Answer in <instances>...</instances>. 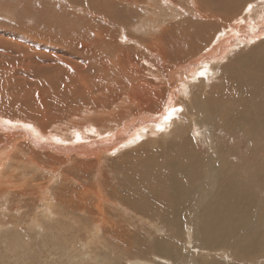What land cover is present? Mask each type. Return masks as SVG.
I'll return each mask as SVG.
<instances>
[{
	"label": "rangeland",
	"instance_id": "obj_1",
	"mask_svg": "<svg viewBox=\"0 0 264 264\" xmlns=\"http://www.w3.org/2000/svg\"><path fill=\"white\" fill-rule=\"evenodd\" d=\"M196 1L198 6H202L201 1ZM148 2L0 0V112L25 115L43 124L67 119L80 112L93 113L105 106L111 109L117 103L116 109L127 113L137 105L130 103V95H127L135 90L134 82L144 88L137 96L139 105L155 104L156 99H147L146 90H156L157 86L162 88L159 98L164 104L160 110L163 112L175 100L174 87L179 82L177 76L171 82L165 81L166 84L157 82L156 77L150 74L151 66L146 60L161 68L162 60L156 55L159 51L171 58L173 50H169L170 46L180 43L186 35L190 34L191 38L181 43H193L196 48L200 43L211 42L219 34L216 35L219 27L221 30L225 27L222 18L216 17L212 28L197 36L198 32L191 28L195 19L202 18L190 15V8L194 5L192 0H161L156 8L159 24L139 31V24L147 16V7H151L147 6ZM260 4H264V0ZM111 17L116 20L112 21ZM237 20L232 24L240 28L239 34L258 35L253 40L248 39L247 44L232 52L229 58L221 60L218 67L228 63L227 71L234 76L232 82L225 77L226 87L212 86L209 93L203 87L191 88L201 94L203 103L212 96V101H219L222 96L225 98V91H221L225 88L238 92L243 87L240 81L246 69L264 58V32L261 31L264 23L252 29L247 26L244 30L243 20L236 23ZM123 31L130 39L128 42ZM193 34L200 40L193 39ZM183 53L177 52L178 55ZM211 59L220 62L214 55ZM164 70L152 71L164 75L163 80H166L165 76L171 75L169 69ZM133 73H138L139 77H134ZM68 86L72 90L67 89ZM247 121L250 129H246L243 122L234 123L231 119L226 129L193 125L198 137L195 143L185 144L188 158L202 184L200 192L204 195L193 196L181 205L177 212L180 216L178 227L186 225L189 229L191 225L192 231L195 227L197 232L200 228L197 215L209 221L226 212L227 208L220 209L217 205L221 200L240 205L238 209H231L249 219L244 224L238 221L220 234L231 235L224 245H215L211 251L204 248L201 253L190 252L192 245L185 243L186 239H175L176 229L172 230L170 219L176 214L167 212L165 201L168 197L154 193L156 183L149 177L151 172L134 178L138 173L134 166L143 162L144 157L153 155L161 160L165 154L172 156L170 151L159 148L163 141L155 145L146 141L143 144L145 151L143 148L129 150L124 152V156L114 153L103 162H95L94 158L92 162L86 159L83 162L69 161L51 157L43 151L33 154L26 148L28 151L21 150L24 158H15L12 165L5 162L1 169L0 264H171V259L158 258L155 251L148 249L163 237L172 238L173 243L182 246L188 255L187 261L180 259L179 264H264V256L258 254L264 253V114L256 111L255 116H250ZM73 122L64 120L60 126L53 124L45 131L34 126L38 135L33 138L23 131L18 134L31 141L38 138L41 143L69 146L86 140L83 133H79L74 135L76 140L68 141L73 136L67 127L74 126ZM20 127L28 129L27 126ZM209 131H212L210 135ZM201 132L203 135L199 134ZM84 134L93 135L90 130ZM31 145L40 150L33 143ZM29 152L32 153L30 156ZM1 153L2 159L4 155ZM62 154L66 156V153ZM72 154L76 156L79 151ZM213 155L225 163L222 168L240 179L236 187L229 186L220 192L221 181L215 178L210 185L209 161ZM53 168L61 170V176L55 181L51 177ZM172 169L173 165H161L157 172L167 174ZM255 172L257 175H253ZM98 191L104 193L105 203H100L96 197ZM134 205H143L147 209L151 206L155 218L161 221L168 233L155 230V225L149 223L143 214H135L131 210ZM258 206H261V214L256 213L251 221L250 217ZM159 226L162 227L161 224ZM252 231L256 235L253 240L243 237ZM191 235L193 238V232ZM192 241L198 247L203 239L197 233V240ZM235 243L238 245L233 246ZM246 245L252 256L240 253Z\"/></svg>",
	"mask_w": 264,
	"mask_h": 264
},
{
	"label": "bare ground",
	"instance_id": "obj_2",
	"mask_svg": "<svg viewBox=\"0 0 264 264\" xmlns=\"http://www.w3.org/2000/svg\"><path fill=\"white\" fill-rule=\"evenodd\" d=\"M160 1L149 0L147 6L151 7H147L148 13L146 18L142 17L143 20L139 24V26H141V29H139V31L142 29L146 30L151 25L154 26L159 24L160 21H156V18H159V13L156 8L159 6ZM198 1L202 2V6H198L197 1L192 0V4L194 5L192 6V8H190V15L196 17L198 16L202 19H195V24L193 25V27L189 25L190 27H192L191 29L198 32L197 36H199V34L204 31L207 32V30H210L212 28L213 20L216 17H218L219 19L222 18V23H224L222 25L225 28L223 27L224 29L221 30L222 28L220 29L219 27L216 35L218 33L219 34L215 36V38L211 42L203 44L200 43V46L196 48L192 46L193 43H181L189 40L191 38L190 34L186 35L180 43H176L174 45L171 43L172 45L169 48V50H173L171 58H169L168 56H164L160 51L159 54H156L157 57H160V59L162 60L161 68L155 66L153 62L146 60L147 63L151 66L150 74H152L153 77H156L157 82L166 84L167 81L171 82L172 78L177 76V81L179 83H177L174 87L175 93H173L175 100H173V103L170 104L171 107H169V105L163 112L160 111L164 104H161L163 102L159 98V95L163 92V90L158 86L156 90L147 89L145 93L148 100L156 99L155 104H149L148 106L139 105L140 102L137 99V96L139 94V90L141 88L142 90H144V88L140 85L135 84L134 82L133 87L135 88V90L131 94L127 93V95H130L129 102L133 104L136 103L137 105H135V107H132V110H128L129 112L127 113H123L120 108L116 109L118 108L117 103L113 104L111 109H107V106H105V108L93 111V113L80 112L76 115L68 117L67 119L63 118V120L59 121L53 120L52 123L50 122L48 124H43L32 120L30 117L25 115H5L0 112V137H2V140H0V151L2 152L1 156L4 155L2 159L0 158V177L3 164L7 162L8 165H12V162L15 158L23 157L21 150H27L28 148L33 152V154H39L40 152L38 151H43L50 154L51 157H59L62 159L66 158L69 161L74 159V161L80 160L83 162L84 159H86L87 161H91L94 158L95 162H103V160L107 157H112L114 153H120L119 155L124 156L123 154L126 151L143 148V144H145L146 141L152 142L153 145H155V143L163 141V145L161 144L162 146H160L159 148L170 151V154H172V156L169 157L165 154L162 156L161 160L157 159L153 155L144 157L143 162L134 166L136 167V170L138 172L135 173L134 178H139V175H142L143 173L151 172L152 176H147L152 177L154 182L156 183L154 193L158 195H161V193H163L162 196L164 198L168 197L165 201L168 207L167 212L176 214L175 218L170 219V226L173 228L172 230L174 231L176 229L175 239L177 240V238L179 237H183L184 240L186 239V242H184H188L190 245H192L190 252L201 253L205 249H207V251H211V247H215V245H224L225 241L229 240L231 235L220 236V234L227 232L230 226L236 224L238 221L241 224H244V221L249 219V217H243V215L231 209H238L241 207L240 205L230 204L227 201L221 200L217 205H219L220 209L227 208L228 210L226 212L224 211L212 220L209 219V221L206 220L203 216L197 215L196 217L198 225H200L199 231L196 232L195 227H193L194 230L192 231L191 225H189V229L186 225L183 228L182 226L178 227L180 220L178 218L180 216L177 214V212L181 209V205H183L184 202L190 201L193 196L197 197L199 194L204 195L202 192H200L202 184L200 183L197 173L193 168L192 162L188 158L185 144L195 143V140L198 137L195 136L197 134L196 130L193 131V125H201V127L210 125L213 128L226 129L228 123H237V121H239L240 123H244L246 129H250L248 128V125H250L247 121L248 118L250 116H255L256 111L264 114V58L256 60L257 64L254 63L246 69L243 75V80L240 81L243 87L241 86L238 92L234 93L232 91H228V89L225 88L221 90L225 91V98L224 96H222L219 101H212V96L210 100H208L206 103H203L205 101H202L201 94L191 90V88L195 86L203 87V89L206 90L205 92L209 93V90L212 88V86H217L218 88L226 87V82L224 80L225 77H229L230 82L234 80V76L232 74H229L227 71L228 63H225L221 67H218V65H220L221 60L229 58V55L236 49L244 47L247 44L248 39H255L258 33L245 34L242 32L240 33V35L238 33V31H240V28L232 24V21L236 18L239 19L236 23H238V21L240 20H243L244 26L242 28H244V30H246L247 26H250V29L255 28V25L258 26L259 24L264 23V16L262 15V12L264 14V4H260L261 0ZM151 9L155 10L151 11ZM164 10L167 11V9L165 8ZM111 19L112 21L116 20L114 17H111ZM227 27L230 28L227 29ZM261 31L263 33L264 28ZM122 34L128 42L130 39L128 38L127 33L123 31ZM195 35L196 34L192 35L193 39L197 38V41H199L200 38ZM218 36H220V38L222 39L220 40ZM132 42L140 45V43H138L137 41ZM215 42L218 43L215 44ZM153 46H156V43H153ZM177 52L184 53L182 55H178ZM199 54L201 55L198 58H195ZM213 55L217 60H220V62L212 60L211 56ZM173 56L177 57L174 58ZM162 69H169V74L171 75V77L165 76L166 80H163L162 76L164 75L161 76L160 74L158 75L156 74V72L152 71H159ZM133 75L134 77H139L138 73H133ZM70 88L72 90V87H67V89ZM63 91H65V88H63ZM180 108H183V110H180ZM201 114L203 116H201ZM189 118L190 121L188 120ZM69 119L74 121V126L71 125L67 127L72 132L73 136L68 138V141L76 140L77 138L74 135H77L79 133H83V137L86 139L85 141H79L73 145L64 146L62 144H56L53 142L41 143L39 142L38 138L32 139L31 141L19 135L21 131H23L31 138L37 137L38 132L35 130L34 126L45 131L48 128L52 127L53 124L60 126L61 124H63L64 120ZM25 123H27V125H25ZM21 125H23V127L27 126L28 129H22L20 127ZM6 130L10 131L8 133H4ZM89 130L93 133L92 136L84 134ZM210 132L212 131H209L208 135H210ZM199 134H202V132ZM171 136H173V138H169ZM185 136L186 139L184 140ZM96 137L99 139H95ZM32 143L35 146L39 147L40 150L32 146ZM143 150L145 151L144 148ZM59 151L62 153H66V156L62 153H58ZM76 151H79L80 155H71V152ZM98 151L101 152L97 153ZM31 154V152L28 153L29 156ZM18 160L16 159L15 161ZM35 164L39 165L37 163ZM222 164L225 163L220 158L213 155L209 161L210 169L208 172V176L211 177V179H209L210 185L212 184L214 178L216 181H221L220 192L226 190L229 186L236 187L240 183V179H236L237 177L234 178L230 173L222 168ZM33 165H30V167ZM161 165L170 167H172L173 165V169L170 173L167 174L157 172L159 166ZM60 171L57 169L51 171L52 180H54L58 176H61ZM254 174L257 175L256 172L253 173V175ZM246 193L250 194V192L248 191ZM96 197L99 199L100 203L106 201V197L103 192L98 191ZM250 199H252V197H250ZM118 201L121 203L123 202V200L120 199H118ZM154 204L158 205L156 203H153L152 205ZM143 205H140V207L134 205V208L131 207V210L135 211V214H143V216L146 217V220L149 221V223L155 225V230L160 232L166 231L168 233L167 229L161 223V221H158L157 218H155L156 214L155 211L151 209V206L149 207L150 209H147ZM260 209L261 206H258L256 212L250 217L251 221L253 220L256 213L261 214L260 212L262 210L259 211ZM125 211L126 213H128L127 210ZM160 224L162 225V227L159 226ZM99 229L100 228H97V230ZM234 230V228L231 229V231L233 232ZM192 232L193 238H191ZM188 233H190V236H188ZM197 233L203 239V241H200L201 243L198 247L197 245H194L192 241V239L197 240ZM243 237L247 240H253L256 237L255 231H252V233H246L243 235ZM237 245L238 244L235 243L233 246ZM148 249H152L153 251H155V253H157L158 255V258H163L165 260L167 259V261L168 259H171V264H179L180 259H183L184 261H187L188 259V255L184 253L183 247L179 246L178 243H173L172 238H160L159 240L152 243ZM240 253L248 255L251 253V251L247 250L246 245L240 249ZM258 254L264 256L263 252ZM250 256H252V254H250ZM172 261L175 262L173 263Z\"/></svg>",
	"mask_w": 264,
	"mask_h": 264
}]
</instances>
